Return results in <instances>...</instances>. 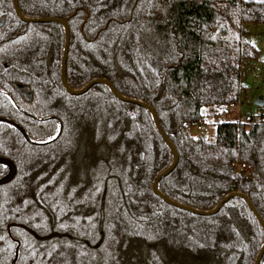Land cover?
Wrapping results in <instances>:
<instances>
[{
    "label": "trees",
    "instance_id": "trees-1",
    "mask_svg": "<svg viewBox=\"0 0 264 264\" xmlns=\"http://www.w3.org/2000/svg\"><path fill=\"white\" fill-rule=\"evenodd\" d=\"M27 17L67 19L66 80L107 78L151 105L179 160L159 183L206 210L245 193L264 221V116L194 136L203 110L236 105L259 59L244 24L253 0H18ZM74 12L73 15H71ZM58 22H25L0 0V264H253L264 241L232 197L211 216L151 191L172 160L147 109L95 84L61 79ZM260 264H264V255Z\"/></svg>",
    "mask_w": 264,
    "mask_h": 264
},
{
    "label": "water",
    "instance_id": "water-1",
    "mask_svg": "<svg viewBox=\"0 0 264 264\" xmlns=\"http://www.w3.org/2000/svg\"><path fill=\"white\" fill-rule=\"evenodd\" d=\"M13 3H14L15 12H16L18 18L22 21L33 22V23H35V22H58L63 26L64 32H65V42H64V47H63V51H62V58H61V79H62L63 87L65 88L67 93H69L71 95H80V94H83L84 92H86L88 89H90L95 84L101 83V84L106 85L109 88V90L112 92V94L116 98L120 99L121 101L131 103V104H135V105H140L149 111L151 118H152L160 136L162 137L163 141L165 142V144L170 149L172 156H173L170 164L163 171H161L159 174H157V176L155 177V179L151 183V191L157 197H159L163 202H165L168 205H171L173 207H176L178 209H182V210L190 212V213L202 215V216L214 215L215 213H217L221 209V207L229 199H231L232 197H240L250 207L251 211L253 212L256 219L260 223V225L263 229V232H264V221H263V219L261 218V216L259 215V213L255 209V207L252 204L249 197L241 191H230V192H228L227 194H225L223 196V198L214 207H212L211 209H206V210L190 207L188 205L174 201V200L170 199L169 197H167L166 195H164L159 190V183L164 177L169 175L175 169V167L178 163V160H179V155H178V152H177L175 146L173 145V143L170 141V139L165 135L164 131L162 130V127L159 123V119H158V116H157L155 109L151 105H149L148 103H146L140 99L127 97L125 95L120 94L117 91V89L114 87L113 83H111L107 78H95V79L88 81L81 88H77V89L71 88L68 85L67 80H66V61H67V56H68L69 39H70L69 26H68L67 19H63V18H59V17H27L21 13V11L19 9V5H18V0H13ZM73 14H74V12L71 15H73ZM255 103L259 106H261L263 104L262 99L260 97L256 100ZM263 255H264V241L260 246V249H259V251H258V253L254 259L253 264H260L262 261Z\"/></svg>",
    "mask_w": 264,
    "mask_h": 264
},
{
    "label": "rangeland",
    "instance_id": "rangeland-1",
    "mask_svg": "<svg viewBox=\"0 0 264 264\" xmlns=\"http://www.w3.org/2000/svg\"><path fill=\"white\" fill-rule=\"evenodd\" d=\"M260 1V0H253ZM249 42L260 52L259 59L247 63L241 79V90L238 103L234 108L214 112L211 107L203 110V120L191 129L194 136H200L207 141L215 140L216 125L222 122L247 123L251 118L264 116V24H244ZM263 104L257 105L258 98Z\"/></svg>",
    "mask_w": 264,
    "mask_h": 264
},
{
    "label": "built area",
    "instance_id": "built-area-1",
    "mask_svg": "<svg viewBox=\"0 0 264 264\" xmlns=\"http://www.w3.org/2000/svg\"><path fill=\"white\" fill-rule=\"evenodd\" d=\"M234 107H235V105H234V104H231V105H230V108H234Z\"/></svg>",
    "mask_w": 264,
    "mask_h": 264
},
{
    "label": "snow or ice",
    "instance_id": "snow-or-ice-1",
    "mask_svg": "<svg viewBox=\"0 0 264 264\" xmlns=\"http://www.w3.org/2000/svg\"><path fill=\"white\" fill-rule=\"evenodd\" d=\"M261 3H264V0H260Z\"/></svg>",
    "mask_w": 264,
    "mask_h": 264
}]
</instances>
